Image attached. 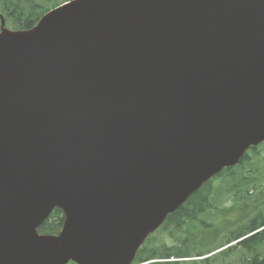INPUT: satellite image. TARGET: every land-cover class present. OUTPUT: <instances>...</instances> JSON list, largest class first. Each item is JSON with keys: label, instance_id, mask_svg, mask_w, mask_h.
<instances>
[{"label": "water", "instance_id": "1", "mask_svg": "<svg viewBox=\"0 0 264 264\" xmlns=\"http://www.w3.org/2000/svg\"><path fill=\"white\" fill-rule=\"evenodd\" d=\"M264 141V0H70L0 28V264H131ZM54 208L58 234L38 229Z\"/></svg>", "mask_w": 264, "mask_h": 264}, {"label": "trees", "instance_id": "2", "mask_svg": "<svg viewBox=\"0 0 264 264\" xmlns=\"http://www.w3.org/2000/svg\"><path fill=\"white\" fill-rule=\"evenodd\" d=\"M35 20H37V16L30 18V20H26L20 28L32 26L35 23ZM261 151H264V142L256 146H251L249 150L243 154L237 165L226 167L218 173L214 179L222 178V181L226 182L223 184L224 188H220L219 192L231 190L235 192V198L238 200L240 197V195L238 196L239 191L243 189L244 183L247 185L250 183L254 184L257 179L255 176L244 174V172L247 169H253V165L255 161L258 160ZM255 170L256 169L252 171L254 172ZM246 179L247 181L245 182L244 180ZM212 181L213 180L211 179L203 184L178 209L169 214L162 224V227L158 230V232L168 233L172 236L184 232V237L177 238L180 244L173 246H156L153 245L152 237L148 238L136 253L133 263L158 260L148 264H217L220 260L223 261L226 257L233 255L234 249L237 246H240L242 247V254L247 252L252 253L247 260V264H264V257L259 253V248L261 244L264 243V210L261 207L250 214L252 207L249 204H245L244 208L247 211V214L250 215L248 217L257 215L255 219L250 221V226H244L245 228H243V230L232 233L231 235L229 234L224 241L217 244L199 247L198 242L202 239L200 236V226L208 224L207 219L202 216L207 215L205 213L211 209L213 204V200L210 197V192L213 187ZM234 181L237 182L236 185L240 186L236 190L232 187ZM244 218L247 217L244 216ZM62 222V212L60 209L55 208L39 227V232L57 234L62 226ZM237 222H239V220H237ZM246 235L248 236L236 242V245L228 246L223 250L217 251L201 259L165 261L171 257L181 259L204 256Z\"/></svg>", "mask_w": 264, "mask_h": 264}, {"label": "rangeland", "instance_id": "3", "mask_svg": "<svg viewBox=\"0 0 264 264\" xmlns=\"http://www.w3.org/2000/svg\"><path fill=\"white\" fill-rule=\"evenodd\" d=\"M65 0H7V4L10 10L16 9L18 11H23L25 15L29 11V7L32 4L37 5L34 9L35 13L41 8H50L57 3L63 2ZM0 5V13L1 12ZM17 12L11 18H6V27L9 29H16L19 25V20L16 19ZM256 169L254 172L252 170ZM247 169L244 174L248 176H255L257 179L254 184H245L243 189L239 191L237 200L235 197V192L227 190L219 195L220 188H224L223 184L226 183L222 181V178H216L212 181V193L210 194L213 204L211 209H209L202 217L207 219L208 224L200 226V236L201 241L198 242L199 247L207 246L210 244H217L224 241L227 236L232 233L243 230L244 226H250V221L255 219L257 215L250 216L244 208L245 204H249L252 209L250 214L257 211L260 207L264 210V151H261L258 160L255 161L253 169ZM245 182L247 181L244 180ZM237 182L234 181L233 189H237L240 186L236 185ZM229 187V186H228ZM248 191H247V190ZM257 201V202H255ZM247 215V216H246ZM247 217V218H244ZM260 219V218H259ZM257 219V220H259ZM239 220V222H237ZM237 222V223H236ZM184 232L172 236L168 233H162L156 231L152 234L153 245L156 246H173L179 245L180 242L178 237H184ZM234 244V243H233ZM240 246L234 249V254L226 257L223 261L220 260L217 264H247L248 258L251 256V252L243 253L241 252ZM259 253L264 257V243L261 244L259 248Z\"/></svg>", "mask_w": 264, "mask_h": 264}]
</instances>
